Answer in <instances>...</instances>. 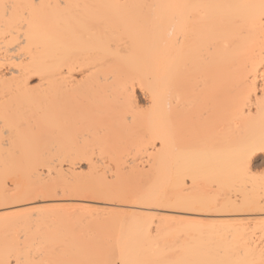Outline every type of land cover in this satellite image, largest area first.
<instances>
[{
  "label": "bare ground",
  "instance_id": "bare-ground-1",
  "mask_svg": "<svg viewBox=\"0 0 264 264\" xmlns=\"http://www.w3.org/2000/svg\"><path fill=\"white\" fill-rule=\"evenodd\" d=\"M261 166L264 0H0V264H264Z\"/></svg>",
  "mask_w": 264,
  "mask_h": 264
},
{
  "label": "rangeland",
  "instance_id": "rangeland-1",
  "mask_svg": "<svg viewBox=\"0 0 264 264\" xmlns=\"http://www.w3.org/2000/svg\"><path fill=\"white\" fill-rule=\"evenodd\" d=\"M31 84L32 85H34V84H36L34 81H32L31 82ZM135 95H136V98H137V101H138V104H139V106H143V107H146V97L145 96H142V94L140 93V92H138V91H136L135 92ZM82 169V170H81ZM81 169H80V171H82V173H84L86 170V168L84 167V166H82L81 167ZM84 171V172H83ZM259 171V172H258ZM262 171H264V166H261V167H258L257 169H256V172L257 173H260V172H262ZM202 186L198 183V182H196V183H190V184H184V183H182V184H179L178 185V190H179V196L181 197V198H184V197H186V196H195V195H199V190H200V188H201ZM184 195H186V196H184ZM211 221V220H210ZM210 221L209 220H206L205 222L206 223H209L210 224ZM213 221V220H212ZM89 222H91V221H89ZM89 222H87V223H89ZM204 222V221H203ZM86 223V224H87ZM201 223H202V221H201ZM85 224V223H84ZM86 224L84 225V226H86ZM103 224V223H102ZM204 226L202 227V228H200V227H191V226H188L187 224H184L183 222H179V223H177V222H172V223H168V224H166L167 226H169V227H171L172 228V230H173V232H174V235H175V237L177 238V240L178 241H180L181 243H188V242H195V241H198L199 239H203V240H201V241H199V242H202L203 243V245H208V246H211V245H214V244H210V243H213V240H214V238H216V236L218 235V234H215L217 231H219L220 229H222V227H219V224L220 223H216V225H218V227H216L215 226V224L213 223V222H211V224H213L214 226H215V228L217 229V230H214L215 228L214 227H212L211 228V225H209V228H208V226H207V231H208V233H209V235L208 236H212V237H210V238H208V236L207 235H204V234H202V235H197V233H194L193 232V229L192 228H197V230H198V228H199V231L202 229H204V230H206L205 229V223H202ZM105 225V224H104ZM104 225H103V228H104ZM171 225V226H170ZM106 226V225H105ZM168 227V228H169ZM96 228H98V227H95V230H96ZM102 228V229H103ZM106 228H107V226H106ZM171 228H169V229H171ZM214 228V229H213ZM225 228V227H224ZM223 228V230L224 231H226V229L228 230V229H230V228H233V227H230V228H225L224 229ZM85 229V228H84ZM100 229H101V227H100ZM105 229V228H104ZM103 229V230H104ZM108 229V228H107ZM211 229V230H210ZM219 229V230H218ZM102 230V231H103ZM201 230V231H202ZM223 230H220L221 232L223 231ZM100 231V230H99ZM101 231V232H102ZM216 231V232H215ZM204 232V231H203ZM206 232V231H205ZM99 233V232H98ZM218 233V232H217ZM219 236V235H218ZM206 239H208V241L207 242H205L206 241ZM210 240V241H209Z\"/></svg>",
  "mask_w": 264,
  "mask_h": 264
}]
</instances>
